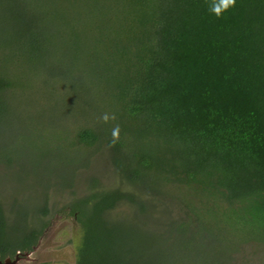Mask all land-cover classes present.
<instances>
[{
	"label": "trees",
	"instance_id": "16d2710c",
	"mask_svg": "<svg viewBox=\"0 0 264 264\" xmlns=\"http://www.w3.org/2000/svg\"><path fill=\"white\" fill-rule=\"evenodd\" d=\"M212 2L0 0V130L63 149L24 174L110 154L116 188L74 203L78 264H264V0L220 17ZM17 152L0 164L23 170ZM125 209L133 222L113 218Z\"/></svg>",
	"mask_w": 264,
	"mask_h": 264
},
{
	"label": "rangeland",
	"instance_id": "374dc122",
	"mask_svg": "<svg viewBox=\"0 0 264 264\" xmlns=\"http://www.w3.org/2000/svg\"><path fill=\"white\" fill-rule=\"evenodd\" d=\"M68 121V119H63ZM76 120V119H73ZM41 130H0V155L4 152L8 156H11L14 152L21 157V162L24 164H31L35 161V156L38 152L33 150V146L44 147L43 142L38 138L37 134ZM105 155L97 153L93 164L86 169H81L76 172L74 177H69L67 171H59V167L56 171L51 168V171L46 174L44 179L39 176L24 175L21 177L12 169H9L4 163L0 164V202L6 209L7 215L11 216V208H14L15 219L19 222L17 225L22 226L21 221L30 216V211L24 207L30 208L32 211L35 208H41L43 206L44 192H48L49 196V210L51 212V219H55L58 213L66 209L70 203L74 200L72 192L79 190L81 194L94 193L95 189L103 191L108 189H114L117 186V181L114 177V171L111 164L110 154L107 149H104ZM46 155H59L60 152L46 151ZM73 172L72 170H70ZM69 183V187L66 192L64 188L61 189L62 183ZM74 192V193H76ZM73 193V194H74ZM178 215V210L176 211ZM160 214L156 215V218ZM118 220L133 222L136 218L135 212L118 211L116 215ZM174 211H167L165 215H161V221L174 220ZM70 227L61 232L58 235L60 242L64 243V247L72 250H77L81 243L82 229L78 225L76 229L70 222ZM9 227L12 223L8 224ZM160 232L161 228L155 229ZM53 233V232H52ZM246 257L251 259L252 253L247 251L237 259L240 260Z\"/></svg>",
	"mask_w": 264,
	"mask_h": 264
},
{
	"label": "flooded vegetation",
	"instance_id": "af4514ba",
	"mask_svg": "<svg viewBox=\"0 0 264 264\" xmlns=\"http://www.w3.org/2000/svg\"><path fill=\"white\" fill-rule=\"evenodd\" d=\"M33 150L38 152L35 156V161L41 160L42 158V163L44 165H52L56 167L59 162H61V157H63V149L61 148L54 150H49L47 148L38 150L33 148ZM46 151L60 152L61 154L48 156L45 154ZM19 160L23 165V170L18 171L14 167L11 169L13 172H19L24 176V173L27 172L25 167L30 164H24L21 162V159ZM35 161L31 164H34ZM28 174L29 173L26 175ZM32 177L33 179L35 178V176ZM39 177L44 179V176ZM68 187L69 183L63 182L61 189L64 188V192H66ZM74 192H72L74 200L66 209L61 210L55 219H51L50 210L49 213H47L46 209H44L40 214L35 215L30 208L24 207L31 213L30 216H28V219L22 223V226H19L17 225L18 223H16L17 219H15L14 214L15 207L11 208L10 217L7 215L5 211L6 209L3 207L2 211L7 220V227L4 232L6 234V241L1 244L6 248V254L2 255L0 253L2 264L8 259H10L13 264H78V258L69 255L66 252L64 243L60 242L58 239V235L71 226L70 222H72L74 229L80 225V213L75 209L74 203L77 199L82 198V194L80 191L77 193ZM47 198L48 197L44 194V201ZM9 223H12L11 227L8 226ZM3 236L1 238H3Z\"/></svg>",
	"mask_w": 264,
	"mask_h": 264
},
{
	"label": "clouds",
	"instance_id": "9594fccd",
	"mask_svg": "<svg viewBox=\"0 0 264 264\" xmlns=\"http://www.w3.org/2000/svg\"><path fill=\"white\" fill-rule=\"evenodd\" d=\"M235 4H236V0H213L212 4H210L209 6V11L215 14L217 17H220L223 14V12L227 11L231 7H234ZM101 119L107 123L110 120L114 121L116 119V116L115 114L109 115L105 113L101 117ZM119 133H120V127L119 125H115L112 130V137H113V140L111 141L112 145H114L116 141L119 139Z\"/></svg>",
	"mask_w": 264,
	"mask_h": 264
},
{
	"label": "water",
	"instance_id": "95a60500",
	"mask_svg": "<svg viewBox=\"0 0 264 264\" xmlns=\"http://www.w3.org/2000/svg\"><path fill=\"white\" fill-rule=\"evenodd\" d=\"M81 246V243L79 245V247ZM79 247L77 248V250H72L70 248H67L66 249V252L69 254V255H73L77 258V255H78V249ZM27 255H30V254H27ZM1 257V255H0ZM0 264H2L1 260H0ZM4 264H13L12 261L10 259L6 260Z\"/></svg>",
	"mask_w": 264,
	"mask_h": 264
}]
</instances>
